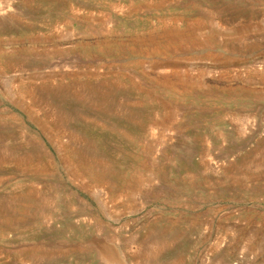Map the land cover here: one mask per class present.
<instances>
[{
    "label": "rangeland",
    "instance_id": "obj_1",
    "mask_svg": "<svg viewBox=\"0 0 264 264\" xmlns=\"http://www.w3.org/2000/svg\"><path fill=\"white\" fill-rule=\"evenodd\" d=\"M168 28L172 35L157 45L165 50L146 53L147 36ZM109 65L141 89L145 109L129 108L121 85H98L94 94L74 86L45 101L18 93L48 76L56 84L59 75L93 73L97 82ZM162 78L168 86L157 83ZM4 112L21 123L1 122L6 142L15 143L7 135L15 130L44 142L52 173L32 181L56 197L15 201L8 186L19 178L0 173V212L16 214L3 224L0 213V264H146L139 240L156 232L180 252L165 264H264V0H0ZM38 123L64 130L58 149ZM73 129L89 130V140L83 133L75 140L80 156L119 173L123 191L113 200L101 187L81 186L59 162ZM82 202L85 213L75 212ZM106 233L115 238L106 241L115 249L110 259L99 245Z\"/></svg>",
    "mask_w": 264,
    "mask_h": 264
},
{
    "label": "bare ground",
    "instance_id": "obj_2",
    "mask_svg": "<svg viewBox=\"0 0 264 264\" xmlns=\"http://www.w3.org/2000/svg\"><path fill=\"white\" fill-rule=\"evenodd\" d=\"M166 28V27H165ZM165 33L164 35L159 36V33L158 32L157 34H152L150 36H147V40H149L150 42H146V43H143L144 46H145V51L146 53L148 52V46L152 49L154 48L155 51L157 52H160V51H164L165 50V46L163 47L162 46H157L163 38V40H165V36L166 37H169L172 35L173 33V30L171 28H168V29H164ZM140 42L143 41L144 39H142V36L139 38ZM153 41H156L154 43H151ZM106 44V43H105ZM126 49V48H125ZM126 53L128 52V50L126 49L125 51ZM144 54V53H142ZM159 55V54H157ZM137 58V57H136ZM128 61H132L131 59L128 60ZM136 61V60H135ZM133 62V61H132ZM120 63V62H119ZM121 64V63H120ZM125 64V63H124ZM124 64L122 65V67L124 66ZM140 64L141 62H139V60L137 59V61L135 63H133V66L134 68L136 66L140 67ZM114 65V64H113ZM128 65V63H127ZM110 66V65H109ZM118 68H120L119 66H117ZM126 67H129V66H126ZM111 68V66L109 67ZM114 68H116L114 66ZM133 68V69H134ZM112 69V68H111ZM123 69V68H122ZM128 69V68H127ZM121 69H116V70H113L112 71H107L105 72L104 76L99 79V81L97 82H93L95 75L92 73V74H89V73H84V74H75V75H71L70 77L68 78L69 81H65L64 80L67 78L66 76H63V75H59V80L57 81L56 84L54 83H51L53 80H55V78H52L51 76L49 77H45V81L42 80V82H40L39 84L35 85L34 84H27L25 85L26 87H23L22 89H19L18 93L19 95L21 96H27L29 98H31L33 100V97L35 96H38V99L42 100V101H45V100H48V99H53V100H57L60 96H63L64 95V92H67L68 91V88L70 87H74V86H81V87H84L85 89H87L90 93L94 94L97 92V89H98V85H105L107 88L111 89L112 86H114L115 88L118 87L119 85H121L120 87L124 88V91H128L129 95L128 96V99H129V108H131L132 110H135V107L138 108V107H141L143 106V103L145 102H141L142 99H145V97H142V96H145V94L141 91V89H136L133 87V83L127 79L125 76V73H124V76L122 73H120ZM124 70V69H123ZM139 71V70H138ZM137 71V72H138ZM80 72V71H79ZM82 72V71H81ZM133 72V71H132ZM136 72V71H135ZM134 72V73H135ZM133 75V73H132ZM54 77V76H53ZM97 77V76H96ZM57 78V77H56ZM96 79V78H95ZM157 83L161 84V85H164L166 86V82H165V79L162 78V79H159L157 81ZM136 84V83H135ZM99 86V87H100ZM163 86V87H164ZM168 86V85H167ZM132 87V88H131ZM79 88V87H78ZM134 88V89H133ZM75 88H73L72 90L73 91H76L74 90ZM143 90V89H142ZM117 91V90H116ZM119 91V90H118ZM72 92V91H71ZM148 92V91H145V93ZM105 93V92H104ZM101 94V93H100ZM147 94V93H146ZM77 95V94H76ZM142 95V96H141ZM81 96H84V95H81ZM104 96V95H103ZM82 98V97H81ZM85 98V97H84ZM83 98V99H84ZM80 99V98H79ZM86 99V98H85ZM92 99V98H91ZM36 100V99H35ZM34 101V100H33ZM41 101V102H42ZM83 101V100H82ZM39 102V101H38ZM43 103V102H42ZM41 104V103H40ZM48 104V103H47ZM46 104V105H47ZM126 104V103H125ZM128 104V103H127ZM49 105V104H48ZM101 105V104H100ZM126 106V105H125ZM128 106V105H127ZM144 107V106H143ZM47 108V107H46ZM50 107H48L49 109ZM128 108V107H127ZM51 109V108H50ZM49 109V110H50ZM55 109V108H54ZM142 109V108H140ZM145 109V107H144ZM47 110V109H46ZM49 110H47L49 112ZM53 110V109H52ZM51 110V111H52ZM60 110V109H59ZM46 111V112H47ZM50 111V112H51ZM58 111V110H57ZM130 111V110H128ZM151 110H149L148 112H150ZM55 112V111H54ZM135 112V111H134ZM128 113V112H127ZM126 113V114H127ZM132 113V112H131ZM57 114V113H56ZM61 114V113H60ZM56 116V115H55ZM137 116V115H136ZM46 117V116H44ZM50 117V116H49ZM57 117V116H56ZM55 117V118H56ZM65 117V116H64ZM51 118V117H50ZM123 118V116H122ZM133 118V117H132ZM5 119H8L9 121H11L12 123H14L18 128H20V124H19V121L15 118V116L13 115H9L8 112H4V113H0V126H2L3 124H1V122ZM46 119V118H45ZM60 119V118H59ZM56 120V119H55ZM62 120V119H61ZM86 120V119H85ZM141 120V119H140ZM57 121V120H56ZM59 121V120H58ZM148 121V120H147ZM8 122V121H7ZM52 122V121H51ZM54 122V121H53ZM43 123V122H42ZM58 123V122H57ZM91 123V122H90ZM94 123V122H93ZM143 123V122H142ZM51 124V123H50ZM50 124L48 125H43L41 124V126H39V123L37 124V127H39V130H40V133L42 134V136H44V138L48 139L49 141L51 140V143L53 146H56V149H58V144H57V140H59V137L61 136V133L59 132V129L61 127H65L63 126L62 123H58V124H62V125H59L60 128L57 126L58 131L56 130V128H54L53 126H49ZM5 125V124H4ZM67 126V125H66ZM101 126H103L101 124ZM100 127V126H99ZM140 127V126H139ZM14 128V127H13ZM68 128V127H66ZM109 129V128H108ZM62 129H60L61 131ZM20 130H15V131H12L11 134H7L9 135V138L10 136H12V138H14L15 140V143H10L9 140L6 142L5 139L7 140V138L3 139V137L0 135V173L3 175V171L5 169H7V171L9 172V174L12 175L13 178H19L17 181L15 180L14 182H11L12 183V186H8L10 187V196L12 197L13 196V199L16 198L19 194H24V196H31L33 198L37 196L38 193H45L46 194V191L48 193V195H54L56 197V195L54 194V190L55 188H49L46 190L45 187L41 188V189H38L32 180H37V179H40L41 177H48L51 170H49V166H48V163H49V160L47 158V151L45 150V146H44V142H42L41 138H39L38 134L37 135H34V133L32 134L31 132L29 131H23L22 132L24 133V136H22L23 134H21L19 132ZM64 131V130H62ZM72 131V130H71ZM86 131H89V130H86ZM85 131V132H86ZM110 131V130H109ZM126 131V130H125ZM123 131L121 133L122 137L126 138L127 135H126V132ZM3 132V131H2ZM7 132V131H6ZM59 132V133H58ZM84 131L83 132H80V130H75L73 129V134L70 135V133L68 134V139L70 138V136L74 137L73 139L74 140H71V143H69V145H65L62 147H64L65 149H63L64 153L63 155H61L60 157V163L63 165L64 169L67 171V174L71 175L75 180H78L80 185L83 186V185H92L93 188H97V187H101L103 188L106 192H105V195L107 196L106 199H110V200H113L114 197L118 196L119 194L122 193V189H123V184L124 182H122L120 179L121 177H117L119 176V173H115V174H112V173H109L110 171H108L109 174H107L106 172H103L100 170L99 166L97 168L93 167L95 165L92 166V162L91 161H88L90 159H87L82 155L80 156V149H78V147L76 148V146L74 145L75 143V140L77 142V140L81 139L80 138V134L83 133L85 135V137H87L88 139L86 140H89L90 139V135H87ZM55 133V134H54ZM66 133V131L64 132ZM3 134V133H2ZM143 134V133H142ZM126 137H125V136ZM22 136V137H21ZM64 136V135H63ZM62 137V136H61ZM71 137V138H72ZM82 137V136H81ZM129 137V136H128ZM70 138V139H71ZM84 139V138H83ZM61 140V139H60ZM130 140V139H129ZM13 141V140H12ZM17 141V142H16ZM94 140H92L93 142ZM56 142V144L54 145V143ZM80 143V141H78ZM82 142V141H81ZM86 142V141H85ZM91 142V143H92ZM88 143V142H87ZM90 143V142H89ZM84 144V143H83ZM78 145V143H77ZM82 145V144H81ZM94 145V144H93ZM75 146V147H74ZM86 147V146H85ZM90 147V145H89ZM69 148H75L76 150L72 149L73 151V158H70L69 157V153H68V149ZM85 149V148H84ZM121 149V148H120ZM71 151V152H72ZM2 152V153H1ZM76 153V154H75ZM82 153V152H81ZM87 156V155H86ZM50 157V156H49ZM94 157V156H93ZM98 158V157H97ZM100 158V157H99ZM127 158V157H126ZM94 159V158H93ZM129 159V158H128ZM96 160V159H95ZM102 160V159H101ZM107 160V159H106ZM51 161V160H50ZM53 162V161H52ZM97 162V161H95ZM106 161L104 160V163ZM100 163V161H99ZM53 164V163H52ZM102 164V163H101ZM106 164H108L106 162ZM105 164V166H106ZM97 165V164H96ZM104 165V164H103ZM103 165H100V166H103ZM53 166V165H52ZM104 168V167H103ZM108 168V167H107ZM110 169V168H109ZM53 170V169H52ZM108 170V169H106ZM113 169H111L112 171ZM6 173V171L4 172ZM52 173V171H51ZM114 173V172H113ZM51 175V174H50ZM43 179V178H42ZM41 179V180H42ZM44 180V179H43ZM24 181H27V183H24ZM77 181V182H78ZM106 181V182H105ZM103 182H105L106 184H104ZM24 183V184H23ZM44 184V183H42ZM56 185V184H55ZM79 185V184H78ZM48 186V185H47ZM51 186V185H50ZM58 187V186H57ZM80 187V186H78ZM49 191V192H48ZM57 191V190H56ZM99 191H101L99 189ZM58 192V191H57ZM60 193V192H59ZM57 194V193H56ZM71 195V194H70ZM39 196V195H38ZM61 196V195H60ZM3 198L4 196L1 195L0 198ZM9 197V196H8ZM7 197V198H8ZM47 197V196H46ZM62 197V196H61ZM24 198V197H23ZM39 198V197H37ZM36 198V199H37ZM49 198V197H48ZM47 198V199H48ZM63 198V197H62ZM70 196L69 195H66L65 199L67 200H70ZM27 199V198H26ZM29 199V198H28ZM31 199V198H30ZM40 199H42L40 197ZM46 199V201H47ZM50 199V198H49ZM8 200V199H6ZM10 200V199H9ZM17 200V198L15 199V201ZM32 200H35L34 198ZM45 201V199H43ZM42 200V201H43ZM61 200V199H60ZM64 200V199H63ZM79 200V199H78ZM4 201V199H3ZM19 201V200H18ZM21 201V200H20ZM31 202V200H28ZM40 201V200H39ZM41 201V202H42ZM71 201V200H70ZM6 201H4L5 203ZM14 202V201H12ZM25 202V200H24ZM34 202V201H33ZM73 202V201H72ZM3 203V204H4ZM11 203V202H10ZM26 203V202H25ZM32 203V202H31ZM43 203V202H42ZM46 203V202H45ZM65 203V202H64ZM12 204V203H11ZM19 204V203H18ZM21 204V203H20ZM67 204V203H66ZM16 205V204H15ZM34 205H37V201L36 203H34ZM33 205V206H34ZM1 206V205H0ZM3 206V205H2ZM6 206V205H5ZM9 206V204L7 205ZM12 206V205H10ZM22 206V205H21ZM20 206V207H21ZM28 206V205H27ZM26 206V207H27ZM29 206H32V204ZM48 206V204L46 205ZM76 206V205H75ZM4 207V206H3ZM13 207V206H12ZM11 207V208H12ZM16 207H19V205ZM38 207V205H37ZM70 207V206H69ZM88 207L85 203H80L78 204V206L76 207V210L75 212H79V213H83L85 210H87ZM8 208V207H6ZM23 208V207H22ZM33 208V207H32ZM52 208V207H51ZM2 209H5V208H2ZM0 208V210H2ZM31 209V208H30ZM29 209V210H30ZM36 209V208H35ZM24 210V209H23ZM23 210H20L19 211H23ZM27 210V209H26ZM33 210V209H32ZM41 210V209H39ZM7 211V210H6ZM17 211V210H16ZM43 211V210H42ZM90 211V210H89ZM12 212V211H10ZM9 212V213H10ZM15 212V211H14ZM18 212V211H17ZM2 214V218L3 221L2 223L3 224H6L9 220H11V218L15 217L16 219V214H7L5 215L6 217H3V212H0ZM8 213V212H7ZM16 213V212H15ZM28 213V212H27ZM32 213V212H31ZM36 213V212H35ZM42 213V212H41ZM85 213V212H84ZM89 213V212H88ZM87 213V214H88ZM26 214V212L24 213ZM33 215V214H32ZM36 215V214H35ZM39 215V214H38ZM79 215V214H78ZM1 216V215H0ZM18 216V214H17ZM74 216V215H73ZM19 218V217H18ZM35 218V217H34ZM92 218V217H91ZM29 219V218H28ZM2 220V219H1ZM36 220V219H35ZM34 221V220H33ZM92 221V219H91ZM1 222V221H0ZM94 222V221H92ZM97 222V221H96ZM22 223V222H21ZM99 223V222H98ZM24 224V223H23ZM26 224V223H25ZM11 225V224H10ZM18 225V224H17ZM20 225V224H19ZM95 225V224H94ZM98 225V224H97ZM39 226V225H38ZM93 226V225H92ZM2 227H5V226H2ZM95 227V226H93ZM25 228V227H24ZM97 228V227H95ZM94 228V229H95ZM98 228L100 229V224L98 226ZM98 229V230H99ZM4 229H1L0 230V234H2V231ZM110 230V229H109ZM47 231V230H46ZM50 231V230H49ZM151 231V230H150ZM153 231V230H152ZM99 232V231H98ZM149 231L146 232V234L148 233ZM76 233V232H75ZM107 233H110V232H107ZM105 234L107 236V239H105V241H102V242H99L98 240H96L97 242H99V245L100 246H105V248L107 249L106 251V254H107V257L110 259V258H113V256L115 255V249H113V247H110V243L106 242V241H112L113 239L115 240V238H113L110 234ZM152 233V232H151ZM163 233V232H162ZM165 235L163 234H159L158 232H156L155 234H147L148 237H144L142 239L139 240V244H140V252L142 254V256L144 257V261L146 262V264H150V261L151 260H154L152 262H155L156 258H158V261L160 264H165L167 259H166V256L170 255L171 256H176L178 253L180 254V252L176 253L177 251H173L171 250V248L168 249V246H172L171 245H168L167 243H165L164 240H169L168 237L166 236V232H164ZM145 234V233H144ZM75 235V234H74ZM143 235V234H142ZM60 236V235H59ZM76 236V235H75ZM146 236V235H145ZM152 236H159L161 238V241H164V242H156L155 240H152ZM169 236V235H168ZM111 237H112V240H111ZM140 238V236L138 237ZM150 238V239H149ZM166 238V239H165ZM47 239V238H46ZM154 239V238H153ZM135 240V239H134ZM157 240V238H156ZM85 241V240H84ZM138 241V239H137ZM135 241V242H137ZM62 241H60L61 243ZM82 242V241H81ZM123 242V241H122ZM127 242V241H126ZM132 242V241H131ZM63 243V242H62ZM160 244V246H158V244ZM170 243V242H169ZM172 243V242H171ZM31 243H29L30 245ZM36 244V243H35ZM33 244V245H35ZM86 244V243H85ZM125 244V243H124ZM129 244V243H128ZM41 245V244H40ZM88 245V244H87ZM130 245V244H129ZM136 245V244H135ZM168 245V246H167ZM27 246V245H26ZM42 246V245H41ZM66 246V245H65ZM73 246V245H72ZM164 246H167V247H164ZM34 247V246H32ZM37 247V246H36ZM35 247V249H36ZM63 247V246H62ZM175 247V246H174ZM27 248V247H26ZM25 248V249H26ZM29 248V247H28ZM43 248V247H41ZM75 248V247H74ZM78 248V247H77ZM136 248V247H135ZM138 248V247H137ZM184 248V246H183ZM33 249V248H32ZM30 248V251L32 250ZM65 248H62V250H64ZM93 249V248H92ZM180 249V248H179ZM44 250V248L42 249ZM81 250V249H80ZM20 251V250H19ZM23 251V250H22ZM29 251L30 254H32L31 252ZM33 251V250H32ZM36 251H38L36 249ZM84 251V249H83ZM139 251V249H138ZM183 252V250H181ZM27 252V251H26ZM39 252V251H38ZM82 252V250H81ZM167 253L166 255L163 254V253ZM47 253V252H46ZM54 253V252H53ZM52 253V254H53ZM126 253V252H125ZM39 254V253H38ZM42 254H43V251H42ZM117 254V253H116ZM138 254V253H137ZM182 254V253H181ZM76 255V254H75ZM30 256V255H29ZM45 257V255H43ZM42 256V257H43ZM51 256V255H50ZM65 256V255H64ZM33 257V255H32ZM41 257V258H42ZM63 257V255L61 256ZM77 257V256H76ZM177 257V256H176ZM37 258V256H36ZM40 257H38L39 259ZM49 258V257H48ZM53 258V257H52ZM136 259V258H135ZM137 261V260H136ZM169 261V260H168ZM37 262V261H36ZM157 263V262H156ZM177 261L173 260L170 262V264H176ZM179 264V263H178Z\"/></svg>",
    "mask_w": 264,
    "mask_h": 264
}]
</instances>
